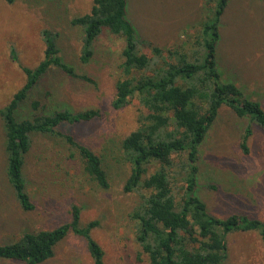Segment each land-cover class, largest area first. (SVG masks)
Instances as JSON below:
<instances>
[{
    "label": "rangeland",
    "instance_id": "rangeland-1",
    "mask_svg": "<svg viewBox=\"0 0 264 264\" xmlns=\"http://www.w3.org/2000/svg\"><path fill=\"white\" fill-rule=\"evenodd\" d=\"M93 0H0V109L6 107L26 82L25 67L35 68L45 56L43 30L57 33L63 59L80 73L94 79L85 82L52 69L30 91L21 106L20 118L39 111L96 109L93 120L62 124L59 129L100 154L111 185L102 188L84 171L76 149L63 139L34 135L27 156L25 175L36 203L22 211L6 180L7 152L0 118V243L15 241L23 230L53 229L71 220V205L82 208V224L100 220L92 234L106 253L107 264H149L134 236L131 214L141 199L126 192L131 166L122 158V140L141 125L145 107L137 97L115 108L116 83L123 41L105 33L97 42L92 61H80L82 30L71 23L90 12ZM208 0H129L128 18L139 35L168 50L191 48L201 23L209 14ZM218 63L225 80H232L264 108V0H230L220 25ZM141 51L152 56L148 46ZM18 112V111H17ZM247 126L253 129L245 154L241 147ZM197 194L210 214L227 218L247 215L264 221V129L240 118L223 106L214 126L200 147ZM179 181V187H182ZM226 264H264V239L257 231H233L227 236ZM0 264H24L0 258ZM43 264H94L86 240L68 235Z\"/></svg>",
    "mask_w": 264,
    "mask_h": 264
},
{
    "label": "trees",
    "instance_id": "trees-1",
    "mask_svg": "<svg viewBox=\"0 0 264 264\" xmlns=\"http://www.w3.org/2000/svg\"><path fill=\"white\" fill-rule=\"evenodd\" d=\"M229 2L208 0L209 14L201 23L196 43L175 51H166L139 35L128 18L129 0H93L90 12L71 20L82 30L83 64L95 57L97 42L106 32L123 41L120 64L123 76L116 83L113 106L122 108L137 97L145 107L139 128L122 140V158L131 166L124 190L138 193L141 199L131 217L135 239L149 264H226L229 233L257 231L264 239V221L241 214L216 217L197 194L200 147L223 106L264 129L261 102L247 95L236 82L225 80L219 68L220 25ZM58 37L59 33L49 28L43 30L44 59L35 68H24V86L0 109L7 152L5 176L24 212L36 209L24 171L27 156L34 147V135L63 139L76 149L88 177L102 188L111 185L102 156L59 129L62 124L91 121L99 115L98 110L65 108L43 113L39 111L43 108L41 101L35 100L33 113L19 117L30 91L52 69L95 82L63 59ZM143 46L150 47L153 55L142 52ZM252 135V127L247 126L241 139L245 154L249 152ZM70 212L71 220L56 228L23 230L15 241L0 243V258L43 264L55 255L62 240L76 234L86 240L94 264H107L105 250L92 234L100 220L83 225L78 204H72Z\"/></svg>",
    "mask_w": 264,
    "mask_h": 264
}]
</instances>
